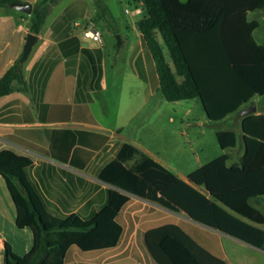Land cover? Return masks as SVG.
Returning <instances> with one entry per match:
<instances>
[{
    "label": "trees",
    "instance_id": "16d2710c",
    "mask_svg": "<svg viewBox=\"0 0 264 264\" xmlns=\"http://www.w3.org/2000/svg\"><path fill=\"white\" fill-rule=\"evenodd\" d=\"M14 1L20 0H0V7L10 8ZM57 2L40 0L34 5L32 14H27L30 32L41 34ZM137 2L145 10L137 27L155 61L159 90L167 101L198 99L210 122L242 112L255 105L256 98L264 108V43L254 37L260 23L249 19V13L264 11V0ZM95 3L110 23L105 0ZM20 59L0 78V98L29 92ZM241 131L264 143V112L242 116ZM216 138L223 150L238 144L234 130L219 131ZM32 164V158L13 149L0 151V176L16 206V224L30 228L34 236L33 248L24 256L6 244L5 264H65L71 247L83 253L113 249L123 234L118 216L131 195L264 249V228L233 214L130 143L122 144L100 171L99 179L115 188L109 190L107 204L90 219L49 213L27 175ZM181 222L156 225L144 233V247L153 264H229L217 235L216 242L209 241V230Z\"/></svg>",
    "mask_w": 264,
    "mask_h": 264
},
{
    "label": "crops",
    "instance_id": "0c3cea01",
    "mask_svg": "<svg viewBox=\"0 0 264 264\" xmlns=\"http://www.w3.org/2000/svg\"><path fill=\"white\" fill-rule=\"evenodd\" d=\"M20 1L35 5L40 0ZM0 10L4 12L0 17L1 78L22 56L30 33V18L12 13L6 7ZM38 36L29 63L24 67L29 92L16 91L0 98V151L13 149L33 159L27 175L49 213L58 217L77 214L82 219H90L107 204L108 192L115 188L100 180L99 173L116 157L121 145L130 143L152 158L153 154L141 142L124 134L128 124L119 126V114L103 124L91 109L95 101L93 93L108 89L105 70L98 64L101 48L86 45L77 33L69 34L65 22L51 24ZM153 62V67H148L146 60L136 62V67L141 69L135 70V74L143 78L145 84L144 104L160 91L154 59ZM255 106L263 112L260 99L255 101ZM135 116L132 114L128 118L129 124ZM206 121H209L207 116ZM244 150L243 141L233 149L220 148L218 154L205 162L198 159L194 168L176 175L233 214L264 228V160L249 167ZM130 197L118 216L123 234L117 246L91 253L71 247L65 264H153L144 247V233L155 227L165 214H178L180 221L218 234L229 264L254 262L245 258L232 262L225 252L222 236L264 254L263 248L205 227L185 214L159 209L156 203L134 195ZM16 221V206L5 179L0 176V264H5L6 244L20 256L33 248L31 229L19 228Z\"/></svg>",
    "mask_w": 264,
    "mask_h": 264
},
{
    "label": "rangeland",
    "instance_id": "374dc122",
    "mask_svg": "<svg viewBox=\"0 0 264 264\" xmlns=\"http://www.w3.org/2000/svg\"><path fill=\"white\" fill-rule=\"evenodd\" d=\"M105 6L109 11L108 18L111 25L106 22L103 12L97 8L95 0H58L52 7L42 30V33L46 32L51 24L65 22L69 34L77 33L86 45L101 48L102 56L98 55L100 57L98 64L105 70L108 89L95 91L93 93L95 101L91 104V109L99 122L107 124L119 114V126L128 124L124 134L141 142L151 151L154 159L162 161L175 174L194 168L198 165V159L205 162L211 156L218 154L220 147L216 133L223 130H234L238 135V143L242 145L243 141L244 154L247 156L249 167L257 161L264 160V143L245 137L241 132L240 115L248 108L226 120L207 122L198 99L169 102L160 91H157L150 101L144 104L145 84L144 79L135 74V70L141 69L136 67V62L138 60L139 64L146 60L148 67H153L154 63L137 27L145 10L137 0H105ZM6 8L12 13L28 16L13 8ZM3 15V10H0V17ZM249 19L260 23L259 29L254 32V37L258 43L263 44L264 11L249 13ZM90 27L98 28L102 32V46L84 37V31ZM117 35L121 36V45H118ZM164 52L167 61L174 69L167 48ZM28 63L29 60L24 67ZM154 74L157 79L155 70ZM257 99L259 98L255 101ZM132 114L136 116L129 124L128 118ZM157 207L164 209L158 204ZM163 216L165 217L158 220L156 225L182 223L178 219V214ZM214 233L206 232L209 241H217L218 234ZM222 242L232 262L245 258L254 264H264V254L259 250L225 236H222Z\"/></svg>",
    "mask_w": 264,
    "mask_h": 264
},
{
    "label": "water",
    "instance_id": "95a60500",
    "mask_svg": "<svg viewBox=\"0 0 264 264\" xmlns=\"http://www.w3.org/2000/svg\"><path fill=\"white\" fill-rule=\"evenodd\" d=\"M10 7L17 10V11L31 15L33 12L34 5L32 3H28V2L14 1V2L10 3ZM38 38H39V36L37 34L32 33V32L28 33L26 43H25V46L23 49V53H22V56L20 59V61L22 63H25L28 60V58L30 57L32 49L35 46V44L37 43ZM117 39H118V45H121L122 44L121 36L117 35ZM255 112H257V106L252 105V106H249L248 109H246L242 113V115L247 116V115L253 114ZM191 220H193L194 222L199 223L205 227H208V226H206L200 222L195 221L192 218H191ZM209 228H211V227H209ZM211 229H214V228H211ZM217 230L220 231L219 229H217Z\"/></svg>",
    "mask_w": 264,
    "mask_h": 264
},
{
    "label": "built area",
    "instance_id": "2783aa9c",
    "mask_svg": "<svg viewBox=\"0 0 264 264\" xmlns=\"http://www.w3.org/2000/svg\"><path fill=\"white\" fill-rule=\"evenodd\" d=\"M83 35L85 38L90 39L101 46L103 45V35L98 28L90 27L84 31Z\"/></svg>",
    "mask_w": 264,
    "mask_h": 264
}]
</instances>
